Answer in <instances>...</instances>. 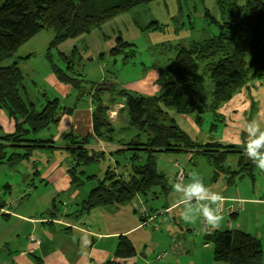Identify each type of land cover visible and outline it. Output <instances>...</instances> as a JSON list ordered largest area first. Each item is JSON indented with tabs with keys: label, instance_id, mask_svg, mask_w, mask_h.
I'll list each match as a JSON object with an SVG mask.
<instances>
[{
	"label": "rangeland",
	"instance_id": "obj_1",
	"mask_svg": "<svg viewBox=\"0 0 264 264\" xmlns=\"http://www.w3.org/2000/svg\"><path fill=\"white\" fill-rule=\"evenodd\" d=\"M244 4L245 0H230L222 5L217 0H153L127 11L113 14L89 32L56 45L52 44L55 37L54 29L42 30L22 44L15 53L20 58L19 67L24 77V92L21 90V95L25 102H34L37 110L41 109L46 100L53 99H57L61 106L73 107L80 91L89 97L83 100V103L87 104L91 99L90 94L95 93L92 91L94 86L99 82L112 85L117 91L160 95L165 91L163 85L166 82V77L164 76L168 73V68L175 66L176 54L179 49H185L192 51L194 59L191 63L194 66V76L187 89L191 98V110L187 115L177 116V126L181 127L197 143L218 142L224 146H243L247 140V135L243 131L247 121L257 120L264 128V77L258 79L249 74L240 86L230 90L227 99L218 101L214 99V81L210 77L209 70L223 57L220 51L213 53L211 42L217 43L221 25H233L232 17H236L237 12ZM9 6L14 8L12 1L9 2ZM242 21L240 20V23ZM119 38L129 46L125 47L123 52L113 54ZM238 48L243 49V45L240 43ZM207 49L210 51L207 52ZM155 70L156 73H160V88L159 86H150L149 88L154 92H148L145 87ZM62 72L68 77L75 78L76 84L61 82L58 75ZM92 82L95 83L91 84ZM172 95L173 91L170 90L162 106L167 112L174 113L175 104ZM111 97L119 99V95L104 91L100 96V101L106 105L110 102ZM14 128L15 122L9 119L5 110H1L0 151L5 153V158L0 160L3 162L0 164V203L6 202L8 199L14 202H19L22 199L23 201L13 207V210L11 206L3 208L8 215H4L0 207V264H11L16 252L20 251V247L13 239L16 235L14 234L15 225L20 222L26 227L23 233L22 229L19 232L24 237H27L30 232L29 224L20 221L14 215L25 213V215L33 217L35 216L34 211L38 210L42 213L41 215L48 216V212L55 211L59 218L68 220L70 214L79 210L70 201L72 193H56L51 187H40L37 179L35 185L38 189L31 187L29 191L24 187L25 182H23L25 177L32 181L34 173L31 175V172L49 169L51 163L48 160L52 154H54L52 158L60 163L58 167L65 169L67 167L68 170V163L72 159L70 149L66 145L51 151L35 149L31 151L28 158L19 159L12 164L6 163L9 154L18 151V149L6 145L1 136L13 132ZM49 131L44 130L37 136L46 140L51 135L55 137L59 132H56L53 127H50ZM130 134H132L131 137L138 134L141 140L146 139L144 134L127 127L123 130L117 129L114 140L107 146L110 149L116 148L115 138L126 137ZM65 143L67 144L68 140H65ZM165 156H170V154L159 155L156 168L164 175L167 182V178L171 176L173 170L171 168L173 157ZM237 156L229 154L226 158V164L231 171L238 170ZM245 156L252 167L253 176L235 175L231 182L227 181V173H221L217 179H214L213 169L205 157L199 155L192 162H188L185 160L186 157H182L179 159V165L184 170L185 177L178 182L188 183L192 174H196L203 179L205 186L212 192L219 193L225 198L223 206L228 205L226 202L228 200L244 201V207L239 215L233 219L231 217L223 218L220 228L229 229L227 222L231 219V229L239 228L252 233L253 236L256 235L260 242V248L245 257L235 259L231 264H264V205H253L250 202L253 199L264 200V171H261L248 159L246 152ZM122 160L125 161L124 157ZM112 166H114V161H110L106 157L85 167V174L82 175L84 184L77 190L79 198H85L96 185L95 179L88 177L96 176V178L102 179L105 170ZM123 166H126L125 162L120 164V169L124 170ZM126 167L125 169L128 168ZM79 170L80 168L76 170L77 175ZM174 182L171 183V189L175 192ZM153 190L160 192L159 187H155ZM164 194L159 195L157 199L138 194L133 199V204L138 211L143 206L152 209L153 212L162 210L165 202L169 205L168 198ZM37 197H42L41 201L43 202H36ZM52 200L56 210L52 206ZM76 202L81 205V200H76ZM29 203L30 205H28ZM5 206L6 204L3 205V207ZM95 210L96 208L87 211L91 212L89 213L92 217ZM11 211L14 215L9 214ZM87 211L83 212L82 219L92 223L87 219L91 218L87 215ZM181 215L183 216L182 205L174 211H168L166 215L163 212L159 215L154 214L153 217L158 218V221H162V225H165L170 219L178 218ZM165 220L168 222L164 223ZM179 226L182 227L181 224ZM204 226L203 218L199 217V221L192 226V232L188 233L185 230L184 235L191 240L200 238L204 243L203 235L206 231ZM55 227V232L60 233L59 236L64 234L63 227ZM206 227L210 226L206 224ZM59 236L55 239H58ZM33 239L37 246L39 241L34 237ZM157 239L163 240L164 237L159 236ZM182 239L178 238V240ZM206 252L212 258L211 246L206 248ZM155 255L154 264H159L165 258L166 252L157 260ZM168 257L169 255L166 259Z\"/></svg>",
	"mask_w": 264,
	"mask_h": 264
},
{
	"label": "trees",
	"instance_id": "obj_2",
	"mask_svg": "<svg viewBox=\"0 0 264 264\" xmlns=\"http://www.w3.org/2000/svg\"><path fill=\"white\" fill-rule=\"evenodd\" d=\"M10 1L14 8L9 6ZM151 1L153 0H0V111L5 110L9 119L15 122L14 131L1 138L6 145L18 149L9 154L6 163L12 164L19 159L28 158L35 149H56L50 138L42 140L37 135L56 124L61 114L71 115L74 110L60 107L57 99L46 100L39 110L35 108L34 102H25L21 95V90L24 92V77L19 67L20 58L15 55L17 49L47 28L54 29L52 44L56 45L89 32L113 14ZM217 1L222 5L230 0ZM232 20L233 25L220 26L217 43L212 41L210 44L213 53L220 51L223 55L209 70L214 81V99L218 101L227 99L230 90L240 86L249 74L258 79L264 77V0H245V4ZM240 20L243 21L240 23ZM240 43L243 49L238 48ZM127 46L129 45L120 38L117 39L113 54L123 52ZM193 61L192 51L179 49L175 66L169 67L164 76L166 91L157 97L132 95L125 90L117 91L104 82L94 86L92 91L95 93L91 95L95 105L92 117L93 135L80 138L70 134L75 162L68 170L71 183L79 188L83 181L76 174V170L99 162L104 157L103 152L88 148L92 137L104 142L114 139L115 129L106 117L109 109L100 101V95L104 91L125 99L120 113L127 120L128 128L144 134L146 139L142 142L137 135L127 144L121 145V149L114 151V154H130L128 162L131 172L127 173L128 168L123 166L128 176H122V169L116 172V168H107L100 180L96 176L88 177L95 179L96 185L81 203L85 210L127 205L136 194H150L155 187H161L164 192L168 191L164 175L156 168V156L162 153H187L194 157L201 155L212 167L214 179L221 173L228 174V182L235 175L253 176L243 146H224L216 142L199 144L181 130L162 109V102L172 90L176 112L180 115L190 112L191 98L187 89L194 76V66L191 64ZM58 79L64 83L76 84L75 78L74 80L63 72L58 75ZM82 94L84 95L83 91H80L78 101L82 99ZM116 99L117 97H111V103ZM141 154L144 156L143 163L138 162ZM229 154L238 155V170L231 171L226 166ZM0 155V160H4L5 153L0 151ZM3 205L0 203V207ZM204 235L205 243L212 247L214 260L219 262L230 263L260 248L257 236L239 230H216ZM115 255H134L128 239L119 240Z\"/></svg>",
	"mask_w": 264,
	"mask_h": 264
},
{
	"label": "crops",
	"instance_id": "obj_3",
	"mask_svg": "<svg viewBox=\"0 0 264 264\" xmlns=\"http://www.w3.org/2000/svg\"><path fill=\"white\" fill-rule=\"evenodd\" d=\"M160 81H161L160 73L159 72L156 73L155 70V72L152 73V76L148 79L147 85L145 87L147 89L145 90H148V92L149 91L154 92V90H151L149 87L159 86L160 88ZM126 92L132 95L144 96V97H153V96L157 97L161 95V94L142 95L134 92L132 93L129 91ZM90 95H92V93ZM77 96H76L77 101L73 107L61 106V104L59 103V106L62 108H74V110L71 115L61 114L59 121L56 124L50 126L51 128L52 127L55 128L56 132L59 131L56 133L55 137L54 135L49 136V138L52 140V143L56 147V149L53 150L60 149V147L66 145V147L71 151L72 144H71L70 134L80 138L87 135H93L92 117H93V111L95 105L92 99H90V102L87 104L83 103L84 98L88 97L86 93L82 96V99L80 101H78ZM124 101H125L124 98L119 97V99H116V101H114L113 103H111V99H110V102L104 105L107 106L109 109L107 111L106 117L108 118V120L111 122L112 126L115 129L114 134L116 133L117 129L123 130V129H127L128 127L127 120L125 119L124 115L120 113V109L123 108ZM162 104H161L162 109L171 118H173L176 125H178L176 121L177 116L181 117L183 115L178 114L176 112V109L174 113L167 112L163 108ZM180 129L182 130L181 127ZM137 135L138 134H135L133 137H131L132 134H130L129 136L126 137L123 136L116 137L115 142L117 147L116 148L112 147V149L115 148L114 150L110 149L107 146V144H109L111 141L104 142L96 137H92V140L88 145L89 146L88 148L91 151L94 150L99 153L103 152L104 157H102L101 160L107 157L108 160L114 161V166L108 167V169L116 168L118 169L116 170L117 172L120 170V164H122V162H125V165L128 168L130 167V164L128 162L130 158V154L129 153L114 154V151L121 149L122 148L121 145L127 144ZM65 140H68L67 144L65 143ZM141 141L144 142L145 139ZM206 143H213V142H206ZM199 144H205V143H199ZM72 154L73 153L71 151L72 159L69 161L70 164L68 163L69 169L73 165H75L74 156ZM167 154H170V156H165V157H173V159L171 158L172 159L171 162H173V166L171 167L173 168L172 174L167 178L168 191L164 192L162 191L161 187H159L160 192L153 190L152 193L145 195V197H150L151 199H157L159 195L162 196V194L165 193L164 195H166V197L168 198L169 205L167 204V202H165L162 206V210H157L154 212L152 211V209L147 208L146 206H143V208L140 211H138L134 206L132 200L131 203L127 205H119L115 207L112 206L109 208L108 207L96 208L92 217L90 211L84 210L88 212L87 215L91 218H87V219L92 223L87 222L86 219H82L84 207L82 204L80 205L79 203L76 202V200H81L82 203L86 199L87 195L85 196V198L82 197L81 199L79 198V193L77 191L78 187H76L71 183V179L68 174L69 169L67 170V167L66 169L62 167L61 168L58 167L60 163L52 158L54 154H52V156H49L48 161L51 163V165L49 166L50 168L44 171L37 170L31 173L29 172L31 175L32 173H34L31 178L32 181H30L29 179H27V177H25L23 179V182H25L24 187H26L27 190H29L31 187L37 188L35 185V180L37 179L40 187H46V188L51 187L56 193H64V194L72 193L70 201L73 202L74 206L76 208H79V210H75L76 212L74 211V214H70L68 220H63L62 218H59L55 211L48 212V216H45V215H41L42 213H40V211L36 210L34 211L35 216L33 217H30L29 215H25V213H20L22 215L18 214L16 216L11 211V213L9 214L19 218L20 221L22 222L28 223L30 230L29 235L27 237H24L22 233L24 230H26V227L23 226L22 223L20 222H18L15 225L14 234L16 235H14L15 237H13V239L14 241H16L17 246L20 247V251L16 252L15 258L11 260V264H154V255L156 254L155 255L156 257L158 254L162 252H166V256L162 261L159 262V264H231L232 262H234L235 260H232L230 263L215 261L213 258V253L211 258L208 252H206V248L209 246H206L207 244L205 243V237H204L205 235H203L204 243L201 242L200 238L191 240L184 235L185 230H187L188 233L192 232V226L195 225L197 221H199V217L195 220L194 223H189L186 222L183 219V216L181 215L178 218L174 217V219H170L169 222L168 220L163 221L164 223L168 222L165 225H162V221L161 222L158 221V218L153 217L154 214L159 215L163 212L166 215L168 211L170 212L174 211L175 209L179 208V206H181L178 203L180 194L174 192L171 189L172 188L171 183H173L174 181L178 182V180L176 179V175L179 171H182L184 173V170L179 165L180 163L179 159L182 157H186L185 158L186 161L192 162L196 158L193 155L187 153H179V154L167 153ZM159 155L161 154H158L156 156V165ZM121 156L124 157L125 161L122 160ZM140 157L141 158H139L138 162L143 163L144 156L141 154ZM116 159H120V160L117 161ZM85 167L87 166L80 167V170L78 172V176L81 177V179H82V175L85 174V169H86ZM129 171L131 172V170L128 169L127 173H129ZM127 173L123 170L122 176L124 177L128 176ZM184 177H185V173H184ZM28 181L30 182L28 183ZM82 181H83L82 182L83 185L84 180L82 179ZM41 200L42 197L36 198V202L38 203L43 202ZM21 201H23V199ZM19 202L18 201L14 202L8 199L6 202H2L3 204H6V206L1 207V210H3V208H8V206H11L13 210V207L18 206ZM226 202L228 203V205L226 204L223 207L229 206L234 202H239L241 205V210L231 216H224L223 218L225 217H231L232 219L235 218L237 215H239V213L242 211L244 207V201L241 200H228ZM250 202L253 205H259V204L264 205V200L253 199L250 200ZM28 205H30V203ZM52 206L54 207V210H56V206L54 205L53 200H52ZM3 212L4 215H8L6 211L3 210ZM257 218L259 219V216H257ZM222 223L223 221L221 222V224ZM227 223L229 224V229L224 230L221 229L220 226L218 228H213L210 226L208 228V231L214 232L216 230L219 231L233 230L230 227L231 219ZM180 224L182 225V227L179 226ZM55 226L63 227V229H65L63 230L64 234H61V236H59L60 233L55 232V228H56ZM158 227L161 228L159 229ZM21 229H22V233H19ZM235 230H239L244 233L253 235L252 233L246 232L239 228ZM48 231H50L51 234L48 233ZM57 236H59V238L55 239ZM159 236H163L164 239L158 240L157 237ZM31 237L32 238L34 237L39 241V244L37 246L31 242L30 240ZM179 237L183 239L178 240ZM121 238H126L131 243L134 249L133 256L118 257L115 255L118 242ZM168 255L169 257L166 259Z\"/></svg>",
	"mask_w": 264,
	"mask_h": 264
},
{
	"label": "clouds",
	"instance_id": "obj_4",
	"mask_svg": "<svg viewBox=\"0 0 264 264\" xmlns=\"http://www.w3.org/2000/svg\"><path fill=\"white\" fill-rule=\"evenodd\" d=\"M243 131L247 135L243 150L248 159L264 171V128L253 119L245 123ZM173 188L180 194L178 203L183 206V219L186 222L194 223L198 217H202L209 226H220L225 198L206 187L201 177L192 174L190 182H176Z\"/></svg>",
	"mask_w": 264,
	"mask_h": 264
},
{
	"label": "built area",
	"instance_id": "obj_5",
	"mask_svg": "<svg viewBox=\"0 0 264 264\" xmlns=\"http://www.w3.org/2000/svg\"><path fill=\"white\" fill-rule=\"evenodd\" d=\"M184 178V173L182 171H179L176 175V179L178 181H181ZM241 210V205L239 202H234L232 204H230L229 206L223 207V211H222V216H231L235 213H237L238 211ZM204 222V221H203ZM204 228H205V233H208V228L206 227V223L204 222ZM31 242L36 244V241L31 237L30 238ZM208 246V245H206ZM163 255H165V252H162L160 254H158L155 259H160Z\"/></svg>",
	"mask_w": 264,
	"mask_h": 264
}]
</instances>
